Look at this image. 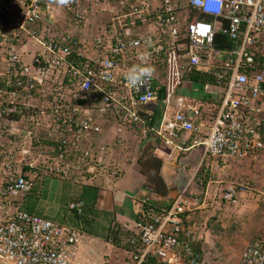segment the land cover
Here are the masks:
<instances>
[{
    "label": "built area",
    "instance_id": "2783aa9c",
    "mask_svg": "<svg viewBox=\"0 0 264 264\" xmlns=\"http://www.w3.org/2000/svg\"><path fill=\"white\" fill-rule=\"evenodd\" d=\"M89 2L91 12L103 7L109 14L99 36L55 33L58 9L76 26L86 21L90 10L80 0H21L17 10L13 1L0 0V171L6 177L0 205L11 206L0 222V264H96L92 249L81 250L86 235L13 208L12 199L33 189L25 167L34 179L79 174L87 183L119 180L118 165L93 140L105 123L114 124L117 146L131 129L143 138L154 134L167 148L200 149L201 162L264 156V59L257 58L264 0ZM218 34L232 46L215 48ZM29 40L39 50L26 62L21 48ZM192 68L215 70V83L199 89L217 106L209 126L201 106L179 95ZM187 191L177 192L158 214H143L149 220L136 221L125 244L128 264H206L198 237L185 225L194 207ZM246 191L233 185L221 201L234 206ZM83 205L78 200L68 209L80 215ZM238 264H264V238L249 244Z\"/></svg>",
    "mask_w": 264,
    "mask_h": 264
},
{
    "label": "crops",
    "instance_id": "0c3cea01",
    "mask_svg": "<svg viewBox=\"0 0 264 264\" xmlns=\"http://www.w3.org/2000/svg\"><path fill=\"white\" fill-rule=\"evenodd\" d=\"M11 1H13V9L17 10L21 8V0ZM91 13L94 14L93 12ZM33 47H37L38 49V45L33 40H29L21 48V52L25 53L23 57L26 62H30L32 54L37 50H32ZM2 57L3 52L0 49V62ZM180 90H187V92L195 95V97H184L190 98L192 102H197V106L206 107L207 109V104L204 105L207 99L201 96L198 86L184 81L179 92ZM179 95L181 94L179 93ZM211 103L214 102L211 100ZM204 112V125L209 126L211 120L207 119L206 110ZM205 132L207 133V129H204L203 133ZM124 139L125 143L123 145H116L114 142V124L110 123H105L101 134L93 138V140L105 147L104 157L108 161L112 160L113 163L118 165L121 172L119 180L113 181L108 178L95 181L94 183H87L81 179L79 174L69 180H62L48 174H41L34 179L25 167L23 172L27 179L33 181L34 191H38L46 183L47 197L50 195L51 197L46 198L44 203H42L37 196H33L31 203L27 206L28 210H26L24 208L25 198L31 193L21 194L12 199V207L25 209L24 211L26 212L49 219L65 228L79 230L86 235V239L81 246L82 252L87 251L88 248L92 249L94 252L93 258L96 263L105 264L108 259L114 260L119 255H122V259L130 257L129 250L125 245L126 240L135 233V223L146 205L159 208L165 207L177 192L187 188V192L194 197V204L197 207L194 211L188 213L186 220L190 229L198 237V248L206 259L209 256L207 254V237L209 232H206L205 228H197L194 218L204 212L203 210L206 208L211 196L217 198L219 192L223 193L231 186L237 185L232 183V179L242 180L245 178L248 180L245 185L247 191L239 195L238 203L232 206L222 202L220 198L216 203L214 202L212 211L214 216L220 215L221 218L232 215L236 218L237 224H241L243 227L248 225L247 221L249 219L255 222V226L247 233V239L243 242L245 248L256 240L264 238V177L260 178V176H256L255 174L251 176L247 175L244 173V168H239L234 164L236 159L210 157L206 165L211 175L216 178L209 180L203 186L193 181L194 171L199 169L207 158H204L201 162L202 154L200 149L181 152L176 149L167 148L156 139L154 134L153 138L145 139L141 135L134 133L131 129L125 131ZM12 143V147H15L16 142L12 141ZM150 146L154 149L155 155L162 161L160 173L169 189V194L166 198L156 196L145 186L141 169L136 164V159L140 153ZM257 159L258 157H250L240 161H249L251 164L255 163ZM39 164L42 165L43 161L39 160ZM4 176V171H0V189L6 178H2ZM165 199L168 201L166 202ZM78 200L84 204L80 215L68 209L70 203ZM10 213L11 206L0 205V222L4 221ZM115 226H117V229H121L120 236L125 241V248L123 243L122 247L117 248L108 242L109 232ZM254 229L257 230L255 231ZM126 236L128 238L125 240ZM239 261L240 259L229 262L238 264ZM213 264H216V262Z\"/></svg>",
    "mask_w": 264,
    "mask_h": 264
},
{
    "label": "rangeland",
    "instance_id": "374dc122",
    "mask_svg": "<svg viewBox=\"0 0 264 264\" xmlns=\"http://www.w3.org/2000/svg\"><path fill=\"white\" fill-rule=\"evenodd\" d=\"M80 4H81V7H83V9L89 8L90 10L88 17L86 18V21L76 26L74 22L71 23L72 20H71L70 15L58 9L59 13L56 16V20L58 21V24L56 25L57 29L55 33H61L64 31L72 32V33L76 32L85 37L86 36H89V37L99 36L103 33V30L105 29L106 24L110 20L108 12H105L104 10H102L103 7H101V8L94 10V14H92L91 9H90L91 6H90L89 0H80ZM57 5L58 4H56V7ZM64 14L66 15L64 16ZM70 24H72V26ZM139 28L140 26L134 27L135 30L140 31ZM141 30H143L142 27H141ZM33 49L35 50L37 49V47H33L32 50ZM38 50H39V47L35 52H37ZM179 93L182 96L195 97V95L187 92V90H180ZM22 133H23V130H22ZM22 133L20 134L22 135ZM234 164L237 165V167L239 168L240 167L244 168L245 169L244 173H246L247 175L251 176L255 174L256 176H260V178L264 177V156L258 157L255 163L250 164L249 161L236 160L234 161ZM198 170L199 169L194 171L193 177H195ZM210 176L211 177L209 178V180L216 178L213 175H211V172H210ZM247 182L248 180H246L245 178L242 180L232 179V183L234 184L246 185ZM29 193L31 194L28 197L26 196L25 202H24V208L26 210H28L27 206L31 203L33 196H37V198L41 200L42 203H44V200H46V198L51 197V195L47 197L46 183H44L39 188L38 191H34V189H32L31 192ZM187 196L191 198V200L194 202V197H192L189 194V192H187ZM221 197H222V192H219V195L217 198H213V196H211L207 202L206 208H204L203 210L204 212L201 213L198 217L194 218L197 228H201V229L205 228V231L209 232V235L207 237V248H208L207 254H209V256H207V258L205 259L206 264H213L215 262L216 264H233V263H230L229 261L239 260L245 248V245L243 242L245 239H247V233L251 231L252 228L255 226V222H252L251 219L247 221L248 225H246V227H243L241 224H237L235 220L236 218L233 217L232 215H227L226 217H223V218H221L220 215L214 216L213 211H212L214 207L213 206L214 202L216 203L217 200H220ZM167 201L168 200H166V202ZM196 207H197L196 205L192 207L193 208L192 211H194ZM254 230L256 231L257 229H254ZM115 263H117V261H114L113 259H108L107 262H105V264H115Z\"/></svg>",
    "mask_w": 264,
    "mask_h": 264
},
{
    "label": "trees",
    "instance_id": "16d2710c",
    "mask_svg": "<svg viewBox=\"0 0 264 264\" xmlns=\"http://www.w3.org/2000/svg\"><path fill=\"white\" fill-rule=\"evenodd\" d=\"M81 8L83 9V7H81ZM231 46H232V42L226 36L218 34L216 41H215V48H219V49L225 48V47L229 48ZM257 48L259 51V55L257 58L261 61V59H264V42L262 41L261 43H258ZM214 72H215V70H212V69L207 70V71H203V70H197L195 68H192V69L186 71V73L184 75V81L188 82L190 84H193L195 86H198L200 89L201 85H203V84H214L215 83L214 82ZM156 94H157V101L159 102L163 96L162 91H160V90L156 91ZM202 104H203V102H202ZM205 104H207V109H206V107L201 106V110H202L204 116H205L204 111L206 110L207 119L211 120L212 117L216 113L217 106L214 103H211V100L205 101L204 105ZM210 106H212V107H210ZM157 115H159V114L156 113L154 116L151 117V120H150L151 125L150 126L153 125L154 118ZM148 125H149V123H148ZM150 138H153L152 133H149L148 137L145 139H150ZM194 138H196V136L193 135L191 137L190 141ZM209 158L210 157H207L203 161L202 166L197 171V173L193 179V181L195 183L205 186L207 184L209 178L211 177L209 168L206 165ZM136 160H137L136 164L140 167L141 174L144 177L145 186L147 188H149L150 191L153 194H155L156 196L166 198L169 194V189L161 177L160 172H161V168H162V161L155 155V151L152 148V146L144 149L140 153L139 157ZM194 206H195V204H194ZM160 209L161 208H159V207H152V206L146 205L143 208L142 214L140 216H138L137 221L149 220L148 217H147V219L144 220L143 214H145V216H148L149 214H153V213L158 214L160 212ZM187 216H188V213L185 214L184 221H185L186 227L190 228L189 224L186 220ZM120 231H121V229H117V226L113 227V229L110 230L109 236L107 238L108 242L117 248L122 247V243H123V245L125 243L124 239L123 238L121 239ZM127 236L125 237V240L128 238ZM124 248H125V245H124ZM198 252L201 253V250L199 248H198ZM114 261H117V263H115V264H128L131 262V259H130V257L122 259V255H119L114 259Z\"/></svg>",
    "mask_w": 264,
    "mask_h": 264
},
{
    "label": "clouds",
    "instance_id": "9594fccd",
    "mask_svg": "<svg viewBox=\"0 0 264 264\" xmlns=\"http://www.w3.org/2000/svg\"><path fill=\"white\" fill-rule=\"evenodd\" d=\"M68 0H61V3H67Z\"/></svg>",
    "mask_w": 264,
    "mask_h": 264
}]
</instances>
